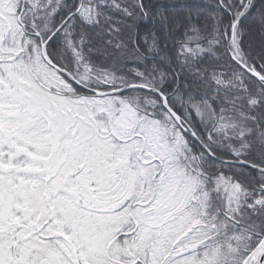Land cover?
Returning a JSON list of instances; mask_svg holds the SVG:
<instances>
[{"label": "snow or ice", "instance_id": "obj_1", "mask_svg": "<svg viewBox=\"0 0 264 264\" xmlns=\"http://www.w3.org/2000/svg\"><path fill=\"white\" fill-rule=\"evenodd\" d=\"M0 264H264V0H0Z\"/></svg>", "mask_w": 264, "mask_h": 264}]
</instances>
